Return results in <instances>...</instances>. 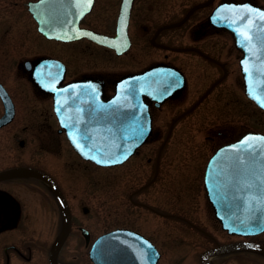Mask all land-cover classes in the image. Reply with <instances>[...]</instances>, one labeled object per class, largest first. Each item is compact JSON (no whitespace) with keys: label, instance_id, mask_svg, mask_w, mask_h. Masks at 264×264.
<instances>
[{"label":"flooded vegetation","instance_id":"af4514ba","mask_svg":"<svg viewBox=\"0 0 264 264\" xmlns=\"http://www.w3.org/2000/svg\"><path fill=\"white\" fill-rule=\"evenodd\" d=\"M7 1L13 4L10 15L20 13L24 2L27 13L34 22L40 45L38 51L26 53L17 59L18 76L13 78L14 89L4 78H0V83L13 104L12 118L0 126V131L17 118L19 113L17 97L21 91H24L30 100L35 99L48 104L45 105L46 113L44 114V110L40 112L43 119L37 116L40 124L38 123L39 125L37 124L38 126L31 128L30 131L47 133L54 129L66 138L65 129L58 123L53 110L54 82L58 81L57 85L61 87L74 80L91 78L99 82L103 98H110L115 93L116 84L121 78L142 72H145L144 80L147 87L143 100L150 116L151 129L146 141L122 163L132 162L134 170L140 171L138 168L141 169L143 165L141 157H137L136 154L141 149L145 150V145L160 133L163 127L164 131L167 129V132H170L174 128V122L181 115L187 113L193 106H197L196 102H202L210 95L211 90L222 85L237 67L236 84L242 88L241 99L264 115V111L245 95L239 64L241 49L235 46L233 36L228 29L210 20L211 12L220 3H251L264 7V0H196L185 5L186 9L176 16L160 22L155 20L156 17H147L154 10L158 11L165 7L163 0H147L138 7V0H91V3L88 0H51L45 11H37L35 14L30 11L28 2L36 0ZM106 1L112 2L113 10L105 21L107 26H104V23L99 24L96 21L105 16L104 10L100 13L103 6L100 4ZM72 2L73 4H70ZM66 7L81 11L77 26L72 29L67 27L66 18L73 16V12H66ZM168 11L171 14L176 13V11ZM96 13L98 15L92 18ZM37 17L48 19L50 33L67 32L73 35L72 38L44 35L38 29ZM63 19L65 23L56 22L60 28L59 31H54L52 22ZM182 32L184 38L186 35L189 36L187 43L178 41ZM208 40H212L209 45L197 44L199 41L204 43ZM215 40L220 43H216ZM227 41L228 52L233 51V55H229L232 56L233 68L224 61L226 45L223 44H227ZM137 45H139L138 50L132 52ZM94 51L97 55H92ZM166 52L174 54L189 52L195 58V67L197 66L201 72L212 66L220 70V74L210 83L202 97L191 103L190 108L175 115H172L174 110L186 102L185 97L190 100L186 95L189 77L183 64L169 58ZM146 56V62L135 64L138 59ZM23 76L26 83L25 87L21 88ZM230 89L234 92L232 88ZM209 100L211 106V99ZM0 104L1 117L5 112L1 98ZM165 107H167L166 116L162 119L159 113ZM261 120V117L257 118L255 123L257 127L238 123L240 126L237 130H227V132L217 130L214 135H210L211 142L199 149L195 172L191 166H188L185 172L177 169V161H180L181 157L176 158L178 156L175 155L176 149L168 152L167 160L173 159L169 162L170 169L161 173L164 182L155 184L156 192L151 196L146 194L153 190L150 182H144L140 184L142 187L130 191L127 195L128 205L123 211L124 215L119 210L113 209L105 210L106 213L108 212L107 216L101 206H96L97 210L91 212L88 205L74 202L60 176L50 169L51 163L47 159L38 160L30 157L26 159L16 155L18 159L15 157L14 161L0 165V172L17 166H28L45 172L53 183L34 173L9 172L0 176V264H95L89 252L92 243L101 234L117 228L128 229L133 233L129 236L130 244L126 252L121 253V259H117L119 247L112 246L111 264H152L150 261L154 257L156 258L153 264H202L201 255L206 250H213L223 245L248 241L264 247V230L253 235H242L229 233L221 228L214 216L204 185L205 168L213 152L247 131L264 133L260 128ZM15 139L18 143L22 140L24 145V138ZM154 142L156 143L152 150L156 165L153 175H156L159 173L158 165L163 158L160 157L163 143L162 141L159 143L157 139ZM144 150L142 152H145ZM13 158L14 156H11V159ZM199 165H201L200 170L197 168ZM173 167L177 170L173 173V179L175 182L178 180V190L176 187L173 189L168 187L172 174L170 171ZM159 185H162V188ZM57 192L64 202L57 196ZM142 193H144L143 198L140 197ZM107 219L110 220V228L98 231L95 223H105ZM167 226L177 229L178 235L183 237L182 240L186 243L190 242L198 247L192 254L197 262L186 260L188 251L184 252V247L189 244L175 243L172 235H165ZM182 233H187L188 236L184 237ZM189 234L192 236L189 237ZM166 244L174 245L168 248ZM207 260L209 264H264V252L255 246L239 245L226 250L212 251L208 253Z\"/></svg>","mask_w":264,"mask_h":264},{"label":"rangeland","instance_id":"374dc122","mask_svg":"<svg viewBox=\"0 0 264 264\" xmlns=\"http://www.w3.org/2000/svg\"><path fill=\"white\" fill-rule=\"evenodd\" d=\"M6 1L7 0H0V78H4L6 83L14 89L15 82H13V78L18 76L16 68L17 59L19 56L25 55L26 53L30 54L31 52L38 51L40 41L34 29V22L28 15L24 2L22 3L23 8L20 13L10 15V8H12L13 4H11L10 1ZM146 1L147 0H138L137 7L141 5L142 2L145 3ZM195 1L196 0H163L165 7L158 11L154 10L147 18L156 17L155 20L157 22L165 21L171 16H176L179 12L184 11L186 9L185 5ZM111 3V1H106L100 4L103 5L100 9V13L104 10L105 12L103 13L105 16L99 18L96 23H104V26H107L105 21L108 20V15L113 10V5ZM168 10L176 11V13L173 12L171 14ZM97 15L96 13L92 18ZM144 21H142V23H144ZM188 24L189 23H187V25ZM183 29L185 30V27ZM183 32L179 34L178 41H182V43L185 41V43H187L186 40L189 36L186 35L184 38ZM211 42L212 40L204 41V43L199 41L197 44L199 45L202 43L209 45ZM215 42L220 43L216 40ZM228 43L227 41V44H223V46L226 45L223 54L224 61H226V65L228 64L230 68H233L232 56H229L230 54L233 55V51L231 50L228 52ZM138 48L139 45L135 46L132 52L137 51ZM166 53L169 55V58L183 64L189 77V88L187 89L186 95L190 97V100L188 97H185L187 99L186 102L182 103L181 106L174 110L172 115H175L190 108L192 105L191 103L196 102L202 97V94L210 83L220 74V70L218 67L212 66V68L205 69V71L201 72L197 66L195 67V58L189 52L177 54L171 52ZM92 55H97L96 51H94ZM198 59L199 57H197V60ZM134 60L136 61V59ZM146 61L147 56L138 59L135 64ZM235 66H237L236 63ZM237 71L238 67L226 80H224L222 85H218L217 88L211 90L210 95L205 97L202 102H196V104H198L197 106H193L187 113L181 115L178 120L174 122V128L170 132H167V129L164 131L163 127V130L157 133L155 137L145 145V150L141 149L136 154L137 157L140 156L142 159L141 164H143V168H138L140 171L134 170L132 167L133 164L130 161L117 167H98L80 158L72 150L64 135L57 133L56 130L52 129L47 133L34 130L30 131L31 128L40 124L37 120V116L39 119H43L40 112L44 110V114L46 113L47 109L45 105L47 103L35 99L32 101L29 97H26L24 91H21L17 97L19 101V113L17 118L14 122L0 131V165L14 161L16 155L19 157H26V159L29 157L33 159L38 158V160L42 158L47 159L51 163L50 169L60 176L65 187L69 189L70 196L73 197L74 202L88 205L91 212L97 210L98 207L96 206H101L103 211L117 209L124 215L125 212L123 211L128 205L127 195L130 191L137 189V187H142L140 184L144 182H150V184L152 183L153 190H149L150 192L146 194L151 196L156 192L154 190L155 184L164 182L162 181L163 175H161V173L163 170L170 169L171 164L169 162L173 159L170 157L171 160H167L168 152L176 149L175 155H178L176 158L178 159L181 157L180 161H177V169H182L185 172V170L189 168L188 166H191L195 172L196 169L194 167L197 163L196 159L199 149L204 145L207 146L211 142L209 137H211L210 135H214L217 130H225L226 132L227 130H237L240 126L238 123L257 127L255 123L259 117L262 118L260 128L264 130V115L257 112L251 104L244 102L240 97V95L242 96V88L238 87L236 84ZM23 78L24 76L21 78V88H24L26 83ZM230 88H232L234 92H231ZM209 99H211V106ZM166 111L167 107L161 109L159 114L162 119L166 116ZM257 113L260 114V116H258ZM216 124H218V126H216ZM16 137L24 138L25 142L22 147L18 145L19 143L16 141ZM155 139L159 140V143L161 141L163 143L160 150V157L163 158L158 165L157 170H159V173L153 175L156 162L152 148L155 146ZM177 147L179 149H177ZM143 150L145 152H142ZM11 156H14V158L11 159ZM16 159L18 158L16 157ZM197 168L200 170L201 165ZM133 171L134 173H132ZM176 171L174 167L171 169L170 173L172 174L170 175V185H168V187H170V189L176 187V190H178V180L175 182L173 179V173ZM176 174L178 175V173ZM184 178H182L183 181ZM153 179L155 180L151 182ZM148 186L146 187L148 188ZM159 187L162 188V185H159ZM146 196L147 195H145V197ZM140 197L143 198L144 193H142ZM215 225L218 226V223L215 222ZM95 226L98 231L109 229L111 226L110 220L107 219L105 223L96 222ZM215 230L216 227L214 226V231ZM177 232V229H172L167 226L165 235H172L175 243L182 242L184 244H189V246L184 247V252L188 251L186 260L197 262L196 257L192 254L198 247L190 244V242L186 243V241L182 240L183 237L179 236ZM182 235L184 237L188 236L187 233H182ZM191 236L192 235L189 234V237ZM173 245L166 244L168 248Z\"/></svg>","mask_w":264,"mask_h":264},{"label":"water","instance_id":"95a60500","mask_svg":"<svg viewBox=\"0 0 264 264\" xmlns=\"http://www.w3.org/2000/svg\"><path fill=\"white\" fill-rule=\"evenodd\" d=\"M46 1L39 0L32 3L29 8L35 13L38 10L37 5ZM246 9H251V12H246ZM261 12H264L263 8L247 3H224L220 4L211 16L215 20L218 19L217 25L227 27L233 33L236 46L243 51L240 66L245 93L259 106L254 95L264 96V18L260 17ZM242 16L245 17L243 20ZM78 18L75 17L74 21L69 20V22L74 24ZM38 21L40 30L47 33V20L38 18ZM58 35L62 38L68 37L67 33ZM69 36L72 38L73 35ZM143 77L144 75L141 74L133 80L132 78L123 80L125 82L120 84L117 93L109 99L103 98L99 82L91 78L80 79L65 89L62 87L55 92L58 95L55 99L56 112L60 122L67 128L66 134L72 147L80 156L95 163L97 160L109 161L97 163L101 165L116 164L110 161H124L146 140L150 133V122L143 100L145 90L139 89L136 85L138 80L142 83ZM70 87H77V92H73L75 89ZM64 93L70 95L68 108L65 104L66 99L60 97L65 95ZM0 97L5 106V112L0 117L1 126L9 122L13 114L12 102L1 84ZM262 138L264 135L260 133H246L234 142L219 148L209 160L205 173L208 195L215 216L221 226L229 232L248 235L264 229V184H262L264 139ZM77 144L80 145L79 148ZM92 156L96 159H91ZM9 172L34 173L50 180L44 172L25 166L3 170L0 176ZM57 196L63 201L59 192ZM130 235L128 230L116 229L99 236L90 248V256L94 263L111 264L112 246L119 247L117 259H121V253H125L130 244ZM238 245L253 244L243 242L207 250L201 255L202 264H209L206 259L209 252L226 250ZM259 249L264 251L262 246ZM155 258L151 259L152 264Z\"/></svg>","mask_w":264,"mask_h":264},{"label":"snow or ice","instance_id":"6c2138e0","mask_svg":"<svg viewBox=\"0 0 264 264\" xmlns=\"http://www.w3.org/2000/svg\"><path fill=\"white\" fill-rule=\"evenodd\" d=\"M88 2L89 3H91V0H88ZM246 12H248V13H250L251 12V9H246L245 10ZM260 17H262V18H264V12H261L260 14ZM245 17H241V19L243 20ZM86 35H90V34H88V33H86ZM241 35H244L243 33H241ZM245 38H247V37H245ZM245 71H248L247 69H245ZM254 98H256L257 99V101H258V103L260 104V106L261 107H264V96H261V97H256L255 95H254ZM71 135V134H70ZM262 139H264V138H262ZM73 142L75 143L76 141H75V139L73 138ZM77 147L79 148L80 147V145L79 144H77ZM85 155H87L86 153H85ZM91 159H96V157L95 156H92V157H90ZM97 163H107V162H109V161H101V160H97L96 161ZM110 162H112V163H117V162H120L119 160H112V161H110ZM262 184H264V181H262Z\"/></svg>","mask_w":264,"mask_h":264}]
</instances>
